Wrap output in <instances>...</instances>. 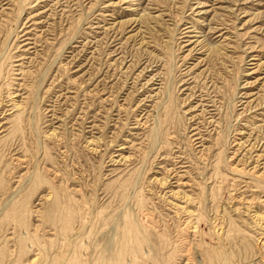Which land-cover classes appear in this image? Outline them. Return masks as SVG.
<instances>
[{"label": "rangeland", "instance_id": "rangeland-1", "mask_svg": "<svg viewBox=\"0 0 264 264\" xmlns=\"http://www.w3.org/2000/svg\"><path fill=\"white\" fill-rule=\"evenodd\" d=\"M263 218L264 0H0V264H264Z\"/></svg>", "mask_w": 264, "mask_h": 264}, {"label": "bare ground", "instance_id": "bare-ground-1", "mask_svg": "<svg viewBox=\"0 0 264 264\" xmlns=\"http://www.w3.org/2000/svg\"><path fill=\"white\" fill-rule=\"evenodd\" d=\"M256 147H257V145H256ZM188 199H190V198L188 197ZM191 203H192V201H191ZM57 209H58V205L55 204L54 210H57ZM182 209H184V208H182ZM52 212H53V210H52ZM185 212H187V211H185ZM191 215L192 214L190 213V216ZM261 220L264 221V218ZM141 242H142V240L137 238V239H135V242L133 243V240L131 238H129L128 236H126L125 238L121 239L117 245L114 244L113 242L110 243L109 244L110 247L108 246L109 248L107 249L108 255L105 259V263H108V264H135V263H137L136 261L140 258L139 257L140 251L138 249V245H140ZM149 253H150V250L148 252L146 251L144 253V256H149Z\"/></svg>", "mask_w": 264, "mask_h": 264}]
</instances>
